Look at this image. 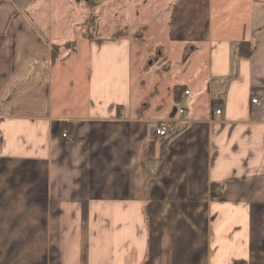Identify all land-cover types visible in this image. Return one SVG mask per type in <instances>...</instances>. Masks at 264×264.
Returning <instances> with one entry per match:
<instances>
[{
	"label": "crops",
	"instance_id": "crops-1",
	"mask_svg": "<svg viewBox=\"0 0 264 264\" xmlns=\"http://www.w3.org/2000/svg\"><path fill=\"white\" fill-rule=\"evenodd\" d=\"M74 3L0 0V264H264V0H175L138 106L132 42Z\"/></svg>",
	"mask_w": 264,
	"mask_h": 264
},
{
	"label": "rangeland",
	"instance_id": "rangeland-1",
	"mask_svg": "<svg viewBox=\"0 0 264 264\" xmlns=\"http://www.w3.org/2000/svg\"><path fill=\"white\" fill-rule=\"evenodd\" d=\"M75 0L72 5V9L69 15L73 18L72 34L75 35L79 32L86 35L89 26H92L97 33L109 38H128L133 44V96L134 105H139L140 100L142 103H152L159 97H162L166 92V87L175 81L179 74L180 68L173 64L176 60L175 55L169 50L168 40L166 35L168 32L166 23L168 22V14L172 10V6L175 0ZM158 1V4H155ZM138 2V4H136ZM146 2L147 5L142 4ZM120 7H117V5ZM123 6V8H122ZM166 7H169V11H165ZM62 11L57 17L56 23H60L61 19L65 18V12ZM132 29L136 31L132 33ZM72 34L70 36L72 37ZM74 38V37H73ZM161 38L159 43L166 45L167 50L165 53L168 55V60L171 61V70L168 76L162 74H155L153 70L149 73L147 65L151 62H157L158 56L152 54L151 48L155 40ZM72 39H68V42H72ZM147 57L152 54L150 58L143 61L146 70L144 75L140 76L139 69L136 65L137 53L140 52ZM143 62L141 66L143 67ZM150 65V66H151ZM154 69V68H153ZM176 70L178 71L176 73ZM166 78V79H165ZM141 79V80H139ZM177 84V83H176ZM180 84V83H179ZM168 91V89H167ZM185 108V106H182ZM152 112V111H151Z\"/></svg>",
	"mask_w": 264,
	"mask_h": 264
},
{
	"label": "built area",
	"instance_id": "built-area-1",
	"mask_svg": "<svg viewBox=\"0 0 264 264\" xmlns=\"http://www.w3.org/2000/svg\"><path fill=\"white\" fill-rule=\"evenodd\" d=\"M189 95V92L188 91H184L180 97V100H179V105L181 107V105L183 104V100L186 96ZM252 104L254 105H258V100L257 99H252L251 101ZM178 114L179 115H182L183 114V108H179L178 109ZM216 114L219 115L220 114V111L217 110L216 111ZM178 129L176 127V122L174 121H164V122H160V123H157L156 126L153 128V135L155 138H158V139H165V138H170L172 136H174L176 133H177ZM62 137L63 138H66V134H62Z\"/></svg>",
	"mask_w": 264,
	"mask_h": 264
},
{
	"label": "trees",
	"instance_id": "trees-1",
	"mask_svg": "<svg viewBox=\"0 0 264 264\" xmlns=\"http://www.w3.org/2000/svg\"><path fill=\"white\" fill-rule=\"evenodd\" d=\"M58 51H59V45H57V44L52 45V47H51V52H52L51 59H52V61H55L58 58V56H59ZM239 52H240V56L248 57L250 55V52H249L247 45L245 43H242L240 45ZM175 94L179 95L180 89L176 90ZM176 112H177V110H176Z\"/></svg>",
	"mask_w": 264,
	"mask_h": 264
}]
</instances>
